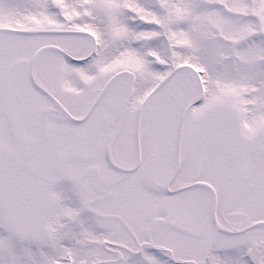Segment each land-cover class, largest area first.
<instances>
[{"label":"snow or ice","instance_id":"snow-or-ice-1","mask_svg":"<svg viewBox=\"0 0 264 264\" xmlns=\"http://www.w3.org/2000/svg\"><path fill=\"white\" fill-rule=\"evenodd\" d=\"M0 264H264V0H0Z\"/></svg>","mask_w":264,"mask_h":264}]
</instances>
